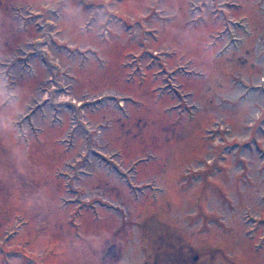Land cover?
I'll use <instances>...</instances> for the list:
<instances>
[{
	"label": "rangeland",
	"instance_id": "374dc122",
	"mask_svg": "<svg viewBox=\"0 0 264 264\" xmlns=\"http://www.w3.org/2000/svg\"><path fill=\"white\" fill-rule=\"evenodd\" d=\"M0 264H264V0H0Z\"/></svg>",
	"mask_w": 264,
	"mask_h": 264
},
{
	"label": "water",
	"instance_id": "95a60500",
	"mask_svg": "<svg viewBox=\"0 0 264 264\" xmlns=\"http://www.w3.org/2000/svg\"><path fill=\"white\" fill-rule=\"evenodd\" d=\"M106 255H112V256L117 255V249H116V246H115V245H111V246H109V247L107 248Z\"/></svg>",
	"mask_w": 264,
	"mask_h": 264
},
{
	"label": "bare ground",
	"instance_id": "6f19581e",
	"mask_svg": "<svg viewBox=\"0 0 264 264\" xmlns=\"http://www.w3.org/2000/svg\"><path fill=\"white\" fill-rule=\"evenodd\" d=\"M63 100V99H62ZM66 100V99H65Z\"/></svg>",
	"mask_w": 264,
	"mask_h": 264
}]
</instances>
